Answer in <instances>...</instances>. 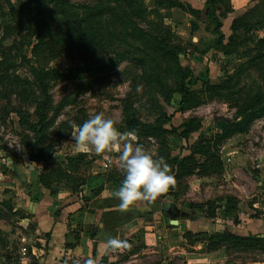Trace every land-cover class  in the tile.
Returning <instances> with one entry per match:
<instances>
[{"label":"rangeland","instance_id":"obj_1","mask_svg":"<svg viewBox=\"0 0 264 264\" xmlns=\"http://www.w3.org/2000/svg\"><path fill=\"white\" fill-rule=\"evenodd\" d=\"M0 5V44L13 43L15 36L4 32L11 13L22 21L20 31L28 41L21 53L12 51L17 72L34 82V69L53 70L49 93L54 104L46 113L49 121L57 117L51 137L39 146L35 132L15 112L3 111L6 101L0 98V182H12L21 169H32L40 187L64 184L73 192L85 190V200L101 204L103 186L120 187L124 179L118 154H82L71 133L77 122L82 125L103 112L119 131L134 132L136 142L154 158H163L170 171L172 157H177L175 169L184 163L162 197L188 212L174 219L183 221L186 235L204 238L199 242L207 247V240H218L223 233L248 236L251 244L231 243L232 257L264 260V241H254L256 233H251L264 226L262 15L235 20L229 33L221 28L223 44L217 47L213 33L211 42L198 46L190 32L197 24L186 21L169 0H0ZM200 24L203 29L208 22ZM41 38L42 45L35 47ZM164 65L170 70L154 71ZM186 67L209 82L191 85L186 108L176 111L181 96L177 83ZM36 98L42 100L38 94ZM11 102L32 114L31 123L38 121L34 105L27 108L15 94ZM244 108L252 116L238 126ZM129 112L147 130H131L123 121ZM185 121L191 128L188 140L181 136L182 128L173 131L170 126ZM187 223L198 230L186 229ZM257 236L264 239V234Z\"/></svg>","mask_w":264,"mask_h":264},{"label":"crops","instance_id":"obj_2","mask_svg":"<svg viewBox=\"0 0 264 264\" xmlns=\"http://www.w3.org/2000/svg\"><path fill=\"white\" fill-rule=\"evenodd\" d=\"M174 1L177 4L172 8L185 14L189 23L197 24L194 30L190 27L193 38L197 39L195 43L205 46L211 42L213 25L205 15L207 0ZM223 2L228 4L227 11L223 9ZM218 4L216 13L222 22L221 28L227 27L228 33L235 20L248 21L256 15L264 19V0H219ZM204 20L208 24L202 29L200 23ZM32 171L21 169L12 182L1 179L0 264H85L87 259L95 258L105 239L99 234L107 231L102 229V213L108 205L119 203L112 195L119 187L106 183L101 189L102 203L95 205L93 198L85 200L88 195L85 190L73 192L58 183L49 190L40 187L35 178L37 173L33 177ZM28 173L30 177H26ZM160 211H155L151 220L138 217L116 226V236L107 231L113 237L124 236L129 247L110 252L106 255L107 262L101 258V264H264L263 259L232 257L225 246L208 249L204 242H190L184 233L183 221L176 223L173 217L166 218ZM185 228L198 230L189 223ZM258 229L261 231L251 233L264 234V226ZM26 246L28 252L24 255L22 248Z\"/></svg>","mask_w":264,"mask_h":264},{"label":"trees","instance_id":"obj_3","mask_svg":"<svg viewBox=\"0 0 264 264\" xmlns=\"http://www.w3.org/2000/svg\"><path fill=\"white\" fill-rule=\"evenodd\" d=\"M169 2L170 5L172 4L171 6L177 4V1L174 0H169ZM205 5H206L205 15L207 16L208 19L211 20V23L213 25L211 30L216 35L215 44L217 47L221 46L223 44L224 34L221 32L222 22L218 14L216 13L219 6L218 0H207ZM0 9H1V5H0ZM11 15L13 17L10 20L4 21L6 23L4 32L9 37L15 36L13 37V43L10 45H3V43L0 44V55H1L0 98L2 101L4 100L6 101V104L3 105V111L6 112L7 114H10L11 112H15L19 116L21 123L27 124L28 127L35 132V136L37 137L36 145L42 146L49 140V138L53 133L52 131H50L51 124L57 122V117L49 121L46 113L47 109L50 106L52 107L54 104L53 95L49 93V78L52 75L53 70L50 68L48 69L40 68L39 71L34 69L35 71L34 76L36 77L34 82L27 79L26 76H21L20 73L17 72V68L19 66L16 65V61H15L16 53L13 55L12 51L22 52V48L26 45V42L28 41H26L25 39L26 35L20 31V29L23 27L22 21L19 19L17 14L11 13ZM262 42H264V38L261 39V43ZM42 43H43V38L39 39L35 47L42 45ZM20 56H22L23 59L26 58L24 57V55H20ZM164 66L165 68L160 67V69L155 67L154 71L155 70L165 71V69L169 71L171 68L170 66L167 65ZM143 67H146L145 63ZM199 81H202V83L209 82V80H204L202 76L200 77L194 75L192 68L186 67L185 72L180 76V80L177 83L178 90L181 92V96L178 102V107L175 109L176 111H181L186 108L187 102L189 101L192 95L191 85H194ZM157 82L162 83L160 79L157 80ZM13 94H15L16 98L19 99L21 102L23 100L24 103L23 102L22 103L26 104L27 108L30 106V104L34 105L33 111L34 114L38 116L37 122L31 123L30 117L32 114L29 111L24 110V107L19 105L18 106L14 105L11 102V95ZM36 94H38L39 97H42V100L40 98L37 99ZM242 114H243V119H241L242 121L240 120V122H238V126H242V124L248 121V119L252 116V113L251 111H248V108H244ZM172 115H169L168 117L166 116L167 119H171ZM123 121L131 130L137 131L139 128H144L141 127L140 125L141 124L140 119L134 117L131 112H129L127 115L124 116ZM76 124L78 125L80 124V122H77ZM170 126H171V130L173 131H177L180 128H182L180 131L181 136H183L185 140H188L190 138L191 128L189 127L186 121L182 122L179 126H174L173 123H170ZM147 128L150 130L149 134L152 135L153 133H151L152 131L151 127H147ZM144 129L147 130L146 128ZM48 147L50 148L49 150L52 151L51 147L50 146ZM48 147H43L42 150L45 151L46 149H48ZM170 162L174 164L177 163V157H172ZM178 164L179 166L176 169L173 167V165H171L172 169L170 171V174L174 177V180L178 178L180 173V167L184 163L179 162ZM40 176L42 177L43 174L41 173ZM165 202L166 201L163 200V197L161 195L151 204L141 203L138 207H134L128 212L119 211L117 207L119 203L110 204L108 205L107 208H105V210L102 213L101 221H103L104 223L102 229H105L116 236L115 234L116 226H120L128 221H133L138 217L142 218L144 221L151 220L155 211L157 210L163 211L162 206ZM163 212L167 213V211H163ZM188 234L189 235H187V237L189 241L192 243L204 239V238H199L198 235L195 236L194 234H192V232ZM93 235L96 234L93 233ZM253 236H255L254 241L256 242L264 241V239H261L260 236L257 235H253ZM120 238L125 240L124 236H120ZM249 238L250 237L248 236L246 237H241L239 235L232 236V234L228 232L223 233L222 237L218 240L213 241L211 239V242L207 240L209 242L208 249H216L225 246L228 249V251H230L231 243L233 244L239 243L241 245L251 244ZM107 258H108L107 256H103L102 261L107 262Z\"/></svg>","mask_w":264,"mask_h":264},{"label":"clouds","instance_id":"obj_4","mask_svg":"<svg viewBox=\"0 0 264 264\" xmlns=\"http://www.w3.org/2000/svg\"><path fill=\"white\" fill-rule=\"evenodd\" d=\"M140 88L137 86L138 92ZM73 127L71 137L80 152L118 154L124 179L112 195L119 200V211L128 212L141 203L151 204L174 186V177L165 160L154 158V154L144 145L137 143L134 132L119 131L115 121L107 118L103 112L93 114L82 125ZM127 247L129 244L126 240L109 235L100 243L96 257L87 259L85 264H101L103 256Z\"/></svg>","mask_w":264,"mask_h":264},{"label":"water","instance_id":"obj_5","mask_svg":"<svg viewBox=\"0 0 264 264\" xmlns=\"http://www.w3.org/2000/svg\"><path fill=\"white\" fill-rule=\"evenodd\" d=\"M162 209H163V211H167V213L171 217H173V219H175L179 216H187L188 215V212L181 210L176 203H171V202L167 203L166 202L163 204ZM107 236H109L107 231H102L99 234V237H101V238H106Z\"/></svg>","mask_w":264,"mask_h":264},{"label":"built area","instance_id":"obj_6","mask_svg":"<svg viewBox=\"0 0 264 264\" xmlns=\"http://www.w3.org/2000/svg\"><path fill=\"white\" fill-rule=\"evenodd\" d=\"M27 252H28V249H27V247H23V248H22V253H23L24 255H26V254H27Z\"/></svg>","mask_w":264,"mask_h":264}]
</instances>
